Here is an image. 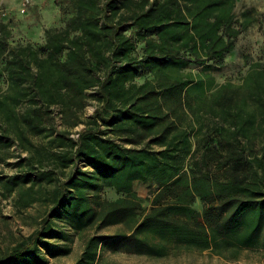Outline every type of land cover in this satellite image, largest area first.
Returning a JSON list of instances; mask_svg holds the SVG:
<instances>
[{
  "label": "trees",
  "instance_id": "trees-1",
  "mask_svg": "<svg viewBox=\"0 0 264 264\" xmlns=\"http://www.w3.org/2000/svg\"><path fill=\"white\" fill-rule=\"evenodd\" d=\"M55 3L62 25L41 43L12 44L0 20V164L15 169L0 170V197L18 210L47 208L30 235L0 246V264L67 255L68 231L91 232L73 264H96L119 240L151 257L264 250V65L208 99L201 75L224 67L257 22L255 8ZM134 181L156 188L143 200ZM110 227L120 230L100 233Z\"/></svg>",
  "mask_w": 264,
  "mask_h": 264
},
{
  "label": "rangeland",
  "instance_id": "rangeland-1",
  "mask_svg": "<svg viewBox=\"0 0 264 264\" xmlns=\"http://www.w3.org/2000/svg\"><path fill=\"white\" fill-rule=\"evenodd\" d=\"M244 7L255 8L258 20L238 38L236 49L227 57L224 67L211 72V79L201 74L207 82L204 99H208L221 85L241 86L253 64L264 65V0H238L237 11ZM61 18L62 12L55 0H0V20L8 26L12 44L43 42L45 29L62 25ZM0 88H6V78L1 70ZM242 92L239 89V94ZM201 95L202 92L194 93L196 98ZM93 110L91 103L86 107V114L90 115ZM0 170L6 174L15 173V169L2 164ZM133 188L140 198L146 200L156 187L148 182L134 181ZM107 196L115 197L112 192H108ZM144 206L148 208L149 204L145 203ZM46 209L45 205L36 203L27 209L18 210L10 198L0 197V246L4 248L12 241L30 235L39 227ZM63 229L66 230V227ZM119 230V227H110L100 233L115 234ZM89 234L91 232L81 238L75 232L68 231L71 252L55 259L49 258L48 264L75 263ZM96 264H264V250L243 249L218 256L210 251L179 249L176 252L171 249L167 256L151 257L137 253L132 241L119 240L112 246L103 245L100 248Z\"/></svg>",
  "mask_w": 264,
  "mask_h": 264
}]
</instances>
